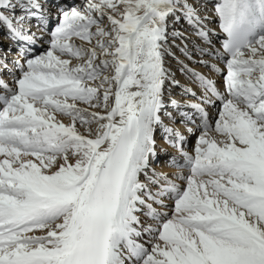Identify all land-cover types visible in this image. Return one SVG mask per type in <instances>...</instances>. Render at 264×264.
<instances>
[{
    "label": "snow or ice",
    "instance_id": "snow-or-ice-1",
    "mask_svg": "<svg viewBox=\"0 0 264 264\" xmlns=\"http://www.w3.org/2000/svg\"><path fill=\"white\" fill-rule=\"evenodd\" d=\"M0 33V264H264V0H0Z\"/></svg>",
    "mask_w": 264,
    "mask_h": 264
},
{
    "label": "bare ground",
    "instance_id": "bare-ground-1",
    "mask_svg": "<svg viewBox=\"0 0 264 264\" xmlns=\"http://www.w3.org/2000/svg\"><path fill=\"white\" fill-rule=\"evenodd\" d=\"M74 2H76V0H59V1L56 2V3H59V4H72V3H74ZM54 3H55V2H54ZM52 6H54V5H52ZM193 39H195V38L193 37ZM192 51H193V50H192ZM193 59H198V57L193 58ZM190 64H191V63H190ZM190 67H193L196 71L201 72L202 74H205V75L208 74L207 70H204V68L201 67V66L198 65V64H192V65H190ZM176 77H177V76H176ZM178 77H179V76H178ZM180 77H181V76H180ZM179 80L181 81L182 84H185V85L188 86V87H192L193 90H194V91H197V93L199 94V92H198V88H197L194 84H192L190 81L186 83L184 80H182V78H179ZM174 92H176V93H180V90H179V89H178L177 91H176V90H173V95H174V97L179 96L178 94H175ZM162 144H163V143L160 142V141L158 140V148H159V146L162 145ZM171 155H173V153H172L171 149H169V148L167 149L166 153H158V157H159V158H158L157 162H156L155 165H154V167H155V169H156L157 172H159V173L170 174V172H171V168H170V166L168 165L167 161H168V159H169V157H170Z\"/></svg>",
    "mask_w": 264,
    "mask_h": 264
},
{
    "label": "rangeland",
    "instance_id": "rangeland-1",
    "mask_svg": "<svg viewBox=\"0 0 264 264\" xmlns=\"http://www.w3.org/2000/svg\"><path fill=\"white\" fill-rule=\"evenodd\" d=\"M192 55H193V58H196L197 56H196V53H195V51H194V49H193V51H192ZM186 63H189V67H190V65H192V63L190 64V62H187L186 61ZM169 64H170V66L172 67V69L176 72V78L179 80V78H182V80H184L186 83L187 82H189L188 80H186V78L185 77H183L181 74H180V72H179V69H178V67L176 66V64H175V62L174 61H169ZM204 70H206V69H204ZM179 76V77H178ZM181 76V77H180ZM174 90H178V89H174ZM175 94H178L179 95V93H176V92H174Z\"/></svg>",
    "mask_w": 264,
    "mask_h": 264
}]
</instances>
